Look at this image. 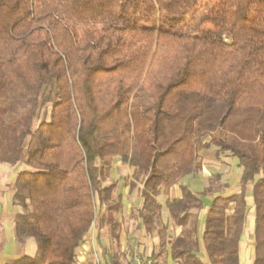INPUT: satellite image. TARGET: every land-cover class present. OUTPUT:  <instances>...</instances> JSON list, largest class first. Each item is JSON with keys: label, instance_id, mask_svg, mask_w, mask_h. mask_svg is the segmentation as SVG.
I'll return each mask as SVG.
<instances>
[{"label": "trees", "instance_id": "trees-1", "mask_svg": "<svg viewBox=\"0 0 264 264\" xmlns=\"http://www.w3.org/2000/svg\"><path fill=\"white\" fill-rule=\"evenodd\" d=\"M218 1L209 37L155 26L195 0H0V163L25 166L11 184L13 234L36 247L8 264H76L91 228L117 242L122 195L105 178L115 161L133 169L130 219L157 233L159 253L239 264L249 194L253 264H264V0ZM199 148L241 170L239 193L207 208L212 191L182 182L201 172ZM163 209L180 228L172 238ZM132 260L117 251L108 264Z\"/></svg>", "mask_w": 264, "mask_h": 264}, {"label": "crops", "instance_id": "crops-1", "mask_svg": "<svg viewBox=\"0 0 264 264\" xmlns=\"http://www.w3.org/2000/svg\"><path fill=\"white\" fill-rule=\"evenodd\" d=\"M205 153H199L202 159L201 172L196 177H187L183 179V184H187L189 188L196 192L203 190H211L207 198H201L204 206L207 208L211 199L217 196L230 197L239 193L238 181L241 170L236 167L234 160L229 164H221L215 159L213 150H203ZM228 168V174L225 181H221V177H212L210 173L215 175L219 171L224 172ZM10 170L11 175L6 180L0 176V264H8L19 259L21 256H34L36 252L35 243L29 239L25 243H18L13 234V220L17 212L12 205V188L11 184L15 174L21 171ZM133 169L122 165L120 161H116L111 169L109 178L105 174L107 182H116L118 194L122 195V210L118 216L120 224L119 238L117 242H113L105 231L98 232L95 228H91L85 235L82 244L76 252V264H88L95 262V257L101 264H108L109 257L113 252H119L124 255L127 261L134 257H141L151 260L152 264H177L171 258L169 246L164 248L162 253H159V239L157 233H146L138 226L136 220L130 219L131 211L135 210L140 205V200L137 196V191L129 192V188L125 184L130 179ZM5 178V179H4ZM198 179L197 185H192L193 180ZM221 182H220V181ZM123 183V186H121ZM221 186L220 190H217ZM168 199H179L181 191L179 187L174 186L169 190ZM166 196H159V201L163 203ZM246 203L250 208L243 235L239 241V264H253L254 259V217H253V199L247 195ZM206 208L199 212L201 224L204 222ZM168 226L167 234L172 238L179 234L180 228H176L169 223V217L166 210L161 213V223L159 227ZM34 248V252L33 249Z\"/></svg>", "mask_w": 264, "mask_h": 264}, {"label": "rangeland", "instance_id": "rangeland-1", "mask_svg": "<svg viewBox=\"0 0 264 264\" xmlns=\"http://www.w3.org/2000/svg\"><path fill=\"white\" fill-rule=\"evenodd\" d=\"M221 7L222 5L218 0H195L193 8L187 13L181 16L161 15L157 19L155 26L172 32L178 31L209 37L215 36L222 26ZM202 152L205 153L199 148V153ZM21 167H25L23 163H19L14 167L0 163V176L5 177L7 180L11 175L10 170L18 171ZM228 171L229 169L225 168L224 172L219 171L215 175L210 174L212 177L219 176L221 181H225ZM105 174L109 178L110 172L108 170L105 171ZM197 180L191 181L193 186L198 184ZM121 186H123V183H121ZM32 250L34 252V248Z\"/></svg>", "mask_w": 264, "mask_h": 264}, {"label": "built area", "instance_id": "built-area-1", "mask_svg": "<svg viewBox=\"0 0 264 264\" xmlns=\"http://www.w3.org/2000/svg\"><path fill=\"white\" fill-rule=\"evenodd\" d=\"M95 264H101L97 257H95ZM129 264H152L151 260L141 258V257H134V259Z\"/></svg>", "mask_w": 264, "mask_h": 264}]
</instances>
